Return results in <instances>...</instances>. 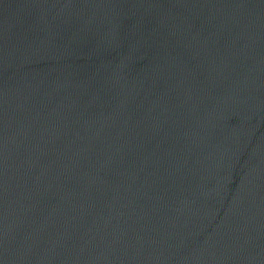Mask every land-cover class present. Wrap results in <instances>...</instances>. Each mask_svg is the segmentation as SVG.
Wrapping results in <instances>:
<instances>
[{"label": "water", "instance_id": "obj_1", "mask_svg": "<svg viewBox=\"0 0 264 264\" xmlns=\"http://www.w3.org/2000/svg\"><path fill=\"white\" fill-rule=\"evenodd\" d=\"M0 264H264V0H0Z\"/></svg>", "mask_w": 264, "mask_h": 264}]
</instances>
